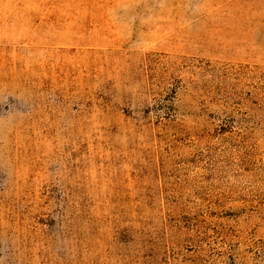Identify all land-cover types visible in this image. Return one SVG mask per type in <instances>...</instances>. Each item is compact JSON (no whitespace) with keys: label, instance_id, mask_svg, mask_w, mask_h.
<instances>
[{"label":"rangeland","instance_id":"374dc122","mask_svg":"<svg viewBox=\"0 0 264 264\" xmlns=\"http://www.w3.org/2000/svg\"><path fill=\"white\" fill-rule=\"evenodd\" d=\"M0 264H264V0H0Z\"/></svg>","mask_w":264,"mask_h":264}]
</instances>
